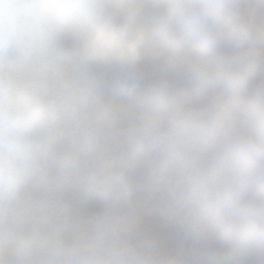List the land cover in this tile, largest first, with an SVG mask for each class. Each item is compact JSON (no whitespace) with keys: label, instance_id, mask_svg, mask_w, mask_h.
I'll return each instance as SVG.
<instances>
[{"label":"clouds","instance_id":"9594fccd","mask_svg":"<svg viewBox=\"0 0 264 264\" xmlns=\"http://www.w3.org/2000/svg\"><path fill=\"white\" fill-rule=\"evenodd\" d=\"M0 264H264V0H0Z\"/></svg>","mask_w":264,"mask_h":264}]
</instances>
